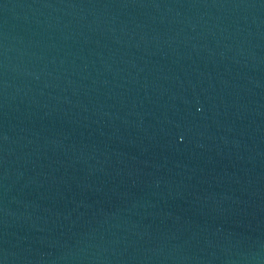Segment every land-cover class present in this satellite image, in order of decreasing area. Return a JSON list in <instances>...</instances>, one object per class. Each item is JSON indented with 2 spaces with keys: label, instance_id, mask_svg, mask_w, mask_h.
Returning a JSON list of instances; mask_svg holds the SVG:
<instances>
[{
  "label": "water",
  "instance_id": "95a60500",
  "mask_svg": "<svg viewBox=\"0 0 264 264\" xmlns=\"http://www.w3.org/2000/svg\"><path fill=\"white\" fill-rule=\"evenodd\" d=\"M0 264H264V0H0Z\"/></svg>",
  "mask_w": 264,
  "mask_h": 264
}]
</instances>
